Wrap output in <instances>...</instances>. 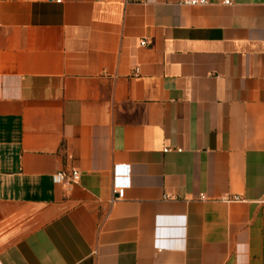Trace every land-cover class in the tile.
Returning <instances> with one entry per match:
<instances>
[{
    "label": "crops",
    "instance_id": "1",
    "mask_svg": "<svg viewBox=\"0 0 264 264\" xmlns=\"http://www.w3.org/2000/svg\"><path fill=\"white\" fill-rule=\"evenodd\" d=\"M182 1L0 0V264H264V0Z\"/></svg>",
    "mask_w": 264,
    "mask_h": 264
},
{
    "label": "built area",
    "instance_id": "2",
    "mask_svg": "<svg viewBox=\"0 0 264 264\" xmlns=\"http://www.w3.org/2000/svg\"><path fill=\"white\" fill-rule=\"evenodd\" d=\"M204 0H183L184 5H201L204 4ZM223 3L230 4L229 0H223ZM145 41H141L140 45H145ZM127 165H113L111 172V190L114 194L112 200L122 199L124 197L125 189L129 186L128 178L129 171ZM80 173L78 171H71L69 174L63 172H56L51 176L53 183H76L79 179Z\"/></svg>",
    "mask_w": 264,
    "mask_h": 264
}]
</instances>
